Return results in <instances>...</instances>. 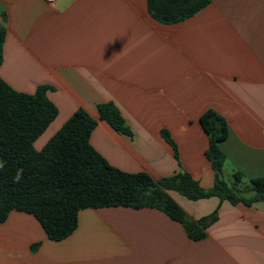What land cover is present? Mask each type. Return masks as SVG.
<instances>
[{"label":"crops","instance_id":"obj_1","mask_svg":"<svg viewBox=\"0 0 264 264\" xmlns=\"http://www.w3.org/2000/svg\"><path fill=\"white\" fill-rule=\"evenodd\" d=\"M0 23V77L26 93L49 86L58 108L36 149L83 108L97 121L90 143L111 165L154 178L187 171L208 189L200 116L212 108L229 129L223 178L254 196L251 178L264 175V0H210L174 24L153 18L147 0H0ZM108 102L127 131L100 119ZM168 192L204 236L158 208L107 206L81 209L76 229L54 240L33 214L11 210L0 264H264V201Z\"/></svg>","mask_w":264,"mask_h":264},{"label":"trees","instance_id":"obj_2","mask_svg":"<svg viewBox=\"0 0 264 264\" xmlns=\"http://www.w3.org/2000/svg\"><path fill=\"white\" fill-rule=\"evenodd\" d=\"M210 0H147L148 10L161 23L174 24L193 16ZM0 23V65L5 40ZM47 85L34 93L12 88L0 77V223L11 210L33 214L49 238L60 240L78 225V212L88 207H154L182 222L193 238L204 236L198 224L187 218L184 210L169 194L174 189L190 199L219 196L232 203L250 205L264 201V175L251 178L254 196H242L237 183L229 185L223 178L225 153L219 142L229 133L226 119L209 108L200 123L209 135L206 156L215 172V182L205 189L187 171L169 177L154 178L147 172H127L111 165L90 143L96 126L85 109H77L40 149L34 143L58 114L48 98ZM100 119L116 130L127 131L118 108L111 102L98 105ZM163 136L177 146L169 133ZM20 172L19 181L14 180ZM235 182L242 174L236 171ZM216 213L208 218L214 219ZM202 222V221H200Z\"/></svg>","mask_w":264,"mask_h":264},{"label":"clouds","instance_id":"obj_3","mask_svg":"<svg viewBox=\"0 0 264 264\" xmlns=\"http://www.w3.org/2000/svg\"><path fill=\"white\" fill-rule=\"evenodd\" d=\"M0 166H2V165H0ZM20 175H21V173L18 172V173H17V176L14 178V180L19 181V179H20Z\"/></svg>","mask_w":264,"mask_h":264},{"label":"built area","instance_id":"obj_4","mask_svg":"<svg viewBox=\"0 0 264 264\" xmlns=\"http://www.w3.org/2000/svg\"><path fill=\"white\" fill-rule=\"evenodd\" d=\"M50 4H54L56 0H46Z\"/></svg>","mask_w":264,"mask_h":264},{"label":"rangeland","instance_id":"obj_5","mask_svg":"<svg viewBox=\"0 0 264 264\" xmlns=\"http://www.w3.org/2000/svg\"><path fill=\"white\" fill-rule=\"evenodd\" d=\"M224 178L226 181H231V179L228 180V178L224 175Z\"/></svg>","mask_w":264,"mask_h":264}]
</instances>
